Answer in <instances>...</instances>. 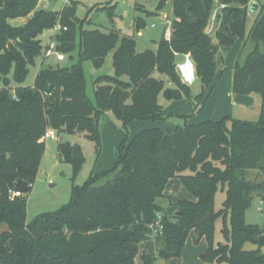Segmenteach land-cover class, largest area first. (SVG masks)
<instances>
[{"label":"trees","instance_id":"obj_1","mask_svg":"<svg viewBox=\"0 0 264 264\" xmlns=\"http://www.w3.org/2000/svg\"><path fill=\"white\" fill-rule=\"evenodd\" d=\"M39 1L0 0V225L8 226L0 232V264H135L141 243L151 237L150 224L163 212L160 200L173 177H180L195 199L170 203L162 215L163 232L155 238L156 254H142L143 264H157V255H180L191 231L196 242L207 240L200 264H264V240L259 241L264 227L246 221L254 197L264 199V0L248 32L250 0H172L170 36L141 51L134 36L115 28H86L88 16L76 17L75 1L61 10L38 8ZM213 16L215 30L209 32ZM21 17H28L22 25L10 22ZM57 24L59 51L71 59L76 52L77 60L43 67L32 86L22 85L30 65L43 57L41 35ZM146 24L142 16L134 20L137 31ZM237 39L250 50L234 65L232 89L261 95L257 119L226 115L168 130L144 129L120 142L111 168L74 185L66 204L27 222L26 193L15 195V184L23 179L32 186L48 129L83 133L99 154L105 112L128 128L134 120L164 118L161 93L168 100L191 96L178 72V58L186 54L202 84L195 108L203 107L217 75L228 68L225 55ZM108 54L115 74L95 79L93 100L83 62L99 68ZM58 152L72 164L75 179L86 161L81 145L60 142ZM251 171H258L253 178ZM220 189L226 197L217 210ZM219 219L223 240L215 243ZM247 242L257 247L246 249Z\"/></svg>","mask_w":264,"mask_h":264},{"label":"rangeland","instance_id":"obj_2","mask_svg":"<svg viewBox=\"0 0 264 264\" xmlns=\"http://www.w3.org/2000/svg\"><path fill=\"white\" fill-rule=\"evenodd\" d=\"M72 1L77 2L76 17L85 18L88 16V21L85 22L86 28L100 27L102 29L116 27L120 29L122 34L134 36L137 41V49L139 51L148 47H155L162 37L164 31L170 29L167 19L172 18L171 5L172 0H169L162 9L158 8L161 0H49L39 1L43 8L61 10L64 6L69 5ZM257 4L261 0H255ZM116 4L114 9L110 6ZM251 9V8H250ZM112 12V16L109 12ZM250 11V10H249ZM32 15V14H31ZM144 17L147 21L146 26L137 31L132 25L133 19ZM256 15H249L247 20V32L252 27ZM26 18L12 19L10 22L13 25H22L26 22ZM155 24L154 26H152ZM60 25L57 24L56 27ZM61 27L56 30L51 38L56 41L55 35L60 33ZM214 18L208 26L209 32H214ZM53 32L45 30L41 35L42 44L46 45L50 39V34ZM242 39H237L233 47L225 56L226 70L220 72L216 78V85L209 97L206 98L203 107L195 108V96L201 92L202 84L196 79L191 87V96H183L178 100H168L164 94L159 95V100L164 105V118L158 120H134L128 128H124L115 117L112 111H107L100 120L101 131V152H96L95 142L89 139L85 134H70L65 132H57L56 138H46V150L42 158L39 173L32 183L31 189L26 192L27 197V222H31L35 216L40 213L54 211L66 204L70 200L72 188L74 185H80L85 182L91 173H101L111 168L118 157V146L120 142L132 139L134 135L140 131L159 127L162 130L175 128L177 125L185 123H199L204 120L218 121L226 115H231L243 119L255 120L259 116L262 97L258 93L248 95L236 94L233 92V75L234 65L238 59L241 62L247 55V47L240 54L242 47ZM250 50V49H249ZM77 60V54L74 53V58H69L65 54V59L58 60L56 56L48 58L38 57L34 65H30L29 73L25 82L22 85L32 86L39 70L43 67L52 65H67ZM182 57L178 58V62ZM83 68L87 77V93L94 100L95 79L103 74H115L113 66V56L108 54L101 67L97 68L91 61H84ZM12 78V74H11ZM12 85L17 84L12 79ZM182 113L186 116H173L171 113ZM70 141L71 143H79L85 153L86 161L80 173L73 179V166L69 162H65L59 155L58 144L60 142ZM258 171H251L250 177H255ZM260 178L263 175L260 174ZM168 197L162 198L160 203L163 206V215L171 202H176L179 199L194 200L192 193L185 187L180 177H173L169 180L166 189ZM226 194L224 190H219L215 196V209H220L223 206ZM262 198L256 195L253 199L252 206L246 213V221L250 224H260L264 227V203H261ZM263 206L261 211L259 208ZM222 220L216 222L214 230V241L218 243L223 240L222 235ZM7 224L0 225V232L7 229ZM207 247V240L202 236L198 242L194 240L192 231L189 233L183 251L178 256L163 258L157 255V264H200L202 262L201 254ZM257 245L251 242L245 244L246 249H254ZM264 252V245L262 246ZM156 254L155 239L150 237L144 240L139 249V253L135 258V264H143L142 254Z\"/></svg>","mask_w":264,"mask_h":264},{"label":"built area","instance_id":"obj_3","mask_svg":"<svg viewBox=\"0 0 264 264\" xmlns=\"http://www.w3.org/2000/svg\"><path fill=\"white\" fill-rule=\"evenodd\" d=\"M42 1V0H40ZM44 1H49V0H44ZM251 6V5H250ZM214 18V16H213ZM166 22L168 24L171 23L170 19H167ZM154 26V24L152 25ZM59 27H54L52 29H49L50 32L52 31L53 33L50 34V41L44 45V50H43V57L42 58H48L51 56H56V58L60 61L65 59V53L59 51L58 49V43L51 38V35H54L56 30L59 29ZM63 29H67V27H63ZM178 72L180 74V77L183 82L186 84H192L196 80V72H195V66L193 63V60L191 59L189 54H186L182 56V60L178 62ZM46 138H56V130L54 129H48L45 135ZM14 194L15 195H22L24 193H21L20 191H16L14 189ZM261 203H264V200L261 201ZM261 211L263 210V206H260L259 208ZM150 227L152 228L151 232V237L156 238L157 236L161 235L163 232V222H162V215H158V218L155 220L154 223L150 224Z\"/></svg>","mask_w":264,"mask_h":264},{"label":"water","instance_id":"obj_4","mask_svg":"<svg viewBox=\"0 0 264 264\" xmlns=\"http://www.w3.org/2000/svg\"><path fill=\"white\" fill-rule=\"evenodd\" d=\"M258 8V4L257 2H253L251 5V11L252 12H256ZM31 184L23 179H19L16 184H15V190L16 191H20L21 193H26L27 191H29ZM201 233L198 232V236H200ZM264 240V234L260 235L259 237V241H263Z\"/></svg>","mask_w":264,"mask_h":264},{"label":"crops","instance_id":"obj_5","mask_svg":"<svg viewBox=\"0 0 264 264\" xmlns=\"http://www.w3.org/2000/svg\"><path fill=\"white\" fill-rule=\"evenodd\" d=\"M253 2H255V0H250V5H252V3ZM40 4H39V6H38V8H40ZM41 8H43V7H41ZM251 8V7H250ZM47 9V8H46ZM49 10H54V9H49ZM170 10H171V12H172V5H171V8H170ZM249 15H256V12H252L251 11V9H250V11H249ZM21 18H24V17H21ZM26 20H27V18H26ZM134 20L135 19H133V21L131 22L132 23V25L134 26ZM155 25V24H154ZM112 28H115V29H117L116 27H112ZM117 30H119L120 31V29H117ZM121 32V31H120ZM122 33V32H121ZM163 35H165L166 37H169L170 36V29H167L166 28V30L164 31V33H163ZM162 35V36H163ZM241 45H242V47H241V51H240V54L242 53V52H244V50H245V48L247 49V52L249 51V49H250V45H248V46H246V47H244V40L243 41H241ZM156 44V43H155ZM236 45H238L237 43H235ZM226 56V55H225ZM173 116H180V115H182V113L180 114V113H171ZM165 197L164 198H166V197H168V195H167V193H166V191H165ZM262 198V197H261ZM262 200H264L263 198H262ZM192 233L194 234V236H195V232L194 231H192Z\"/></svg>","mask_w":264,"mask_h":264}]
</instances>
